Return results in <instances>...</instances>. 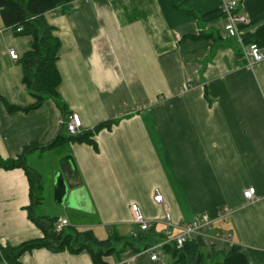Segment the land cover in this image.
Returning a JSON list of instances; mask_svg holds the SVG:
<instances>
[{
  "label": "crops",
  "instance_id": "1",
  "mask_svg": "<svg viewBox=\"0 0 264 264\" xmlns=\"http://www.w3.org/2000/svg\"><path fill=\"white\" fill-rule=\"evenodd\" d=\"M188 2L205 13L220 6V0ZM236 2L245 19L239 26L243 43H254L264 29V0ZM45 18L60 40L57 93L63 108L47 98L37 108L8 111L6 104L24 109L35 102L22 83L21 62L7 54L12 48L22 57L31 39L0 17V161L20 157L23 163L0 169V247L43 238L28 217L30 171L48 205L35 215L42 202L35 204V217L64 218L100 240L108 229L129 237L142 233L132 223L130 206L136 204L151 221L145 231L150 243L206 216L214 231L232 235L248 264H264V60L246 68L222 15L205 21L170 0H78ZM72 113L82 132L114 123L95 132L93 144L70 141L66 122ZM44 157L52 158L56 171L57 163L69 161L73 175L63 177L78 191L79 209L53 202V176L41 180L34 168ZM248 188L255 189L253 202L244 198ZM156 192L171 228L153 200ZM128 253L107 262L172 264L165 254L151 261L148 254ZM19 262L90 264V257L40 248Z\"/></svg>",
  "mask_w": 264,
  "mask_h": 264
},
{
  "label": "trees",
  "instance_id": "2",
  "mask_svg": "<svg viewBox=\"0 0 264 264\" xmlns=\"http://www.w3.org/2000/svg\"><path fill=\"white\" fill-rule=\"evenodd\" d=\"M75 0H0V17L5 26L13 29L17 35L29 36V50L19 58L23 76L22 83L29 94L35 99L34 104L28 108H19L6 104L8 111L28 110L39 107L42 102L50 98L58 105L60 98L57 87L61 81L56 62L60 48V40L55 35L54 27L50 26L45 18L49 12L53 15L62 13L74 5ZM172 6L181 11L198 13L200 18L207 21L218 17L220 9L211 12H202L193 8L188 0H170ZM21 27V32L16 33V28ZM264 29L261 28L255 35L254 43L264 46ZM113 122L96 125L93 130L82 132L81 135L71 136L68 140L93 144L91 137L103 127H109ZM57 137L51 144L59 142ZM29 148L25 149V152ZM24 153V152H23ZM23 166L20 157L15 160L0 161V169H12ZM31 189V206L28 208V217L32 223L41 230L43 238L23 242L15 247H0V264H20L22 254L35 249L46 248L54 252L67 250L77 254L86 252L90 257V264H108L107 258L120 257L129 250L128 254H136L142 249L153 244L156 239L147 242L146 232L137 233L136 237H121L113 230L108 229L105 239L95 237L92 230H78L70 224L61 231L55 230V223L59 218L35 217L32 209L41 201V185L37 176L27 171ZM160 239V238H159ZM120 246V247H119ZM200 241H189L180 249L171 245L164 246V254L170 256L172 264H209L216 255H222L221 260L215 264H248L243 251L237 245L223 246L216 251L214 248L204 249Z\"/></svg>",
  "mask_w": 264,
  "mask_h": 264
},
{
  "label": "built area",
  "instance_id": "3",
  "mask_svg": "<svg viewBox=\"0 0 264 264\" xmlns=\"http://www.w3.org/2000/svg\"><path fill=\"white\" fill-rule=\"evenodd\" d=\"M78 0L74 1V4ZM219 9L224 19V31L229 38H234L242 51V57L245 67L248 69L254 68V66L264 60V46H259L256 43H250L245 45L241 37V31L239 26L245 23V19L239 16L236 12L237 2L236 0H220ZM53 14V12H49ZM21 27L16 28V33L21 32ZM7 54L11 60H19V55L12 48L7 50ZM66 131L70 136H78L82 134V123L78 114L72 113L68 117L66 122ZM244 198L247 202H253L255 200V189L248 188L244 192ZM156 204L160 205L163 209V221L167 228L174 226L171 215L167 209V206L163 200V196L156 192L153 197ZM132 213V223L138 227L140 232L147 231L151 226V221L146 219L139 207L136 204L130 206ZM227 210L221 212V216H226ZM211 220L206 216L195 217L190 222L180 224L177 226L178 233L170 237L169 231L165 233L163 238H160L150 246L141 250L140 253L148 254L151 261H157L164 254V246L171 245L176 249H180L186 242L200 241L205 248H214L218 251L223 246L232 247L235 245L232 239V235L229 233H223L214 231L212 228ZM69 223L64 218H59L55 223V230L61 231L68 226ZM137 233H132V237H136Z\"/></svg>",
  "mask_w": 264,
  "mask_h": 264
},
{
  "label": "water",
  "instance_id": "4",
  "mask_svg": "<svg viewBox=\"0 0 264 264\" xmlns=\"http://www.w3.org/2000/svg\"><path fill=\"white\" fill-rule=\"evenodd\" d=\"M61 164V163H60ZM73 175V170L69 161H64L60 165V170L53 174V202L56 205L70 209H79L78 191L70 190L64 180L63 174ZM166 256L164 257V260Z\"/></svg>",
  "mask_w": 264,
  "mask_h": 264
},
{
  "label": "rangeland",
  "instance_id": "5",
  "mask_svg": "<svg viewBox=\"0 0 264 264\" xmlns=\"http://www.w3.org/2000/svg\"><path fill=\"white\" fill-rule=\"evenodd\" d=\"M61 164H59V165H61ZM28 165H30V167H34L31 164L30 160H28ZM59 165L57 163V166L60 168ZM34 168L39 172L41 180H44V178H45V180L50 179L51 175L53 176L54 172H56V170H54V163L52 161V158H50V157H44L43 159L38 160L36 162V166ZM41 202L42 203L37 205V208L35 210V215H39L42 210H44L45 208L48 207V205L46 203H43V201H41ZM204 249L208 250V248H204ZM221 257H222V255H216V257L213 258L209 264H215V263L219 262L221 260Z\"/></svg>",
  "mask_w": 264,
  "mask_h": 264
}]
</instances>
